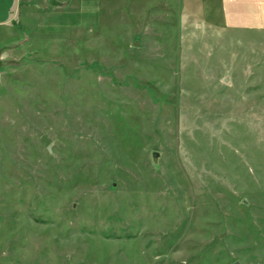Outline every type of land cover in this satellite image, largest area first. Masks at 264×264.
<instances>
[{"label": "rangeland", "instance_id": "rangeland-1", "mask_svg": "<svg viewBox=\"0 0 264 264\" xmlns=\"http://www.w3.org/2000/svg\"><path fill=\"white\" fill-rule=\"evenodd\" d=\"M27 5L0 28V264H264V32Z\"/></svg>", "mask_w": 264, "mask_h": 264}, {"label": "crops", "instance_id": "crops-1", "mask_svg": "<svg viewBox=\"0 0 264 264\" xmlns=\"http://www.w3.org/2000/svg\"><path fill=\"white\" fill-rule=\"evenodd\" d=\"M55 1L60 6H52L50 0H24V3L23 0H0V28L11 19L21 16L22 5L33 3L36 6L41 3L58 12L74 4V0ZM135 5L141 7L142 14L151 15V21H174L179 32L182 29L191 31L198 22L214 21H221L228 29L264 32V0H113V15L124 11L136 12L138 10L130 9ZM119 7L121 9L118 11ZM27 10L30 8L26 7Z\"/></svg>", "mask_w": 264, "mask_h": 264}, {"label": "water", "instance_id": "water-1", "mask_svg": "<svg viewBox=\"0 0 264 264\" xmlns=\"http://www.w3.org/2000/svg\"><path fill=\"white\" fill-rule=\"evenodd\" d=\"M52 6H60V4L55 0H50L49 2Z\"/></svg>", "mask_w": 264, "mask_h": 264}, {"label": "built area", "instance_id": "built-area-1", "mask_svg": "<svg viewBox=\"0 0 264 264\" xmlns=\"http://www.w3.org/2000/svg\"><path fill=\"white\" fill-rule=\"evenodd\" d=\"M0 25H1V22H0Z\"/></svg>", "mask_w": 264, "mask_h": 264}]
</instances>
